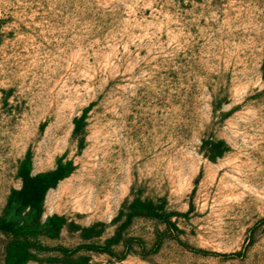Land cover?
<instances>
[{"label":"rangeland","instance_id":"374dc122","mask_svg":"<svg viewBox=\"0 0 264 264\" xmlns=\"http://www.w3.org/2000/svg\"><path fill=\"white\" fill-rule=\"evenodd\" d=\"M263 65L264 0H0V217L72 167L0 264H264Z\"/></svg>","mask_w":264,"mask_h":264},{"label":"trees","instance_id":"16d2710c","mask_svg":"<svg viewBox=\"0 0 264 264\" xmlns=\"http://www.w3.org/2000/svg\"><path fill=\"white\" fill-rule=\"evenodd\" d=\"M261 78L264 81V65L261 67ZM83 117L73 121L72 137L82 128L81 122ZM72 170L70 162H63L62 159H57L53 170L45 173L30 174L29 162L24 158L19 162L17 168V179L20 187L18 191H11L6 198L4 215L0 217V232L15 236H29L36 233L39 228V218L41 215V206L45 193L53 189L55 185L66 178ZM139 202V201H137ZM132 215H128L126 221L121 225V228L129 223L131 218H151L161 223H167L166 217L160 213L151 211L149 205L138 203L137 206L129 207ZM28 222L30 225H23ZM60 221L54 217H50L43 223V228L51 229L53 226L58 229ZM15 262V261H14ZM7 261L5 264H14Z\"/></svg>","mask_w":264,"mask_h":264}]
</instances>
